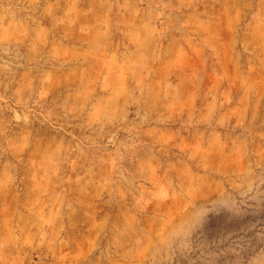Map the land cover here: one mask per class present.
Returning <instances> with one entry per match:
<instances>
[{
    "label": "rangeland",
    "instance_id": "374dc122",
    "mask_svg": "<svg viewBox=\"0 0 264 264\" xmlns=\"http://www.w3.org/2000/svg\"><path fill=\"white\" fill-rule=\"evenodd\" d=\"M0 264H264V0H0Z\"/></svg>",
    "mask_w": 264,
    "mask_h": 264
}]
</instances>
